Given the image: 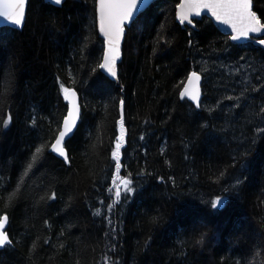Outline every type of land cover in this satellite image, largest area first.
Wrapping results in <instances>:
<instances>
[{
	"label": "trees",
	"instance_id": "16d2710c",
	"mask_svg": "<svg viewBox=\"0 0 264 264\" xmlns=\"http://www.w3.org/2000/svg\"><path fill=\"white\" fill-rule=\"evenodd\" d=\"M178 2L154 0L126 26L116 81L99 67L96 0H27L22 28L0 27V216L11 240L0 264H264V47L233 43L207 15L179 24ZM253 11L264 22V0ZM243 61L258 74L233 76ZM193 69L204 76L199 107L180 96ZM61 85L80 97L67 163L51 150L68 111ZM122 117L119 176L133 191L121 185L114 203Z\"/></svg>",
	"mask_w": 264,
	"mask_h": 264
},
{
	"label": "snow or ice",
	"instance_id": "6c2138e0",
	"mask_svg": "<svg viewBox=\"0 0 264 264\" xmlns=\"http://www.w3.org/2000/svg\"><path fill=\"white\" fill-rule=\"evenodd\" d=\"M56 5H61L64 0H52ZM98 4V18L100 25V32L106 38L108 51L104 55V62L99 65L100 68L105 69L111 76H116V61L120 53V40L124 33V26L130 22L134 15L140 10L142 6H147L148 0H97ZM26 0H0V18H5L10 21L12 25L19 27L22 26L25 18ZM206 10V13H205ZM202 13H210L216 21L228 25L232 32L231 36L233 41L241 39H249L250 34L264 35V22L261 21L259 16L252 10V0H181L178 5L176 13L177 19L181 24L187 22L193 23V17H199ZM264 45V39L257 41ZM200 75L192 72L188 77L187 85L181 91V99L187 97L196 103L199 107L200 89H199ZM61 91L64 98L71 105L68 116L64 119L63 129L59 132L55 143L51 145V150L58 153L59 156L68 159L64 142L65 138L69 136L73 128L76 126V121L80 115V107L76 101V93L61 85ZM123 105V102H121ZM10 117L3 121L6 127L10 123ZM121 134L117 139L112 158L116 161V175L113 179L115 186V201L118 202L121 197V185L126 192H132L130 187L131 181L119 176L121 163L120 154L121 148L124 143V122L123 117L120 120ZM45 146L37 147L32 156V161L35 162L44 152ZM32 163H29L28 169L32 168ZM27 173H25L26 175ZM119 181V183H117ZM15 192L10 194L9 200ZM223 206V200L217 197L211 202V208L219 210ZM110 208L112 205L109 206ZM8 222V217L0 216V247L11 244V240L4 230ZM107 264V262H106Z\"/></svg>",
	"mask_w": 264,
	"mask_h": 264
},
{
	"label": "water",
	"instance_id": "95a60500",
	"mask_svg": "<svg viewBox=\"0 0 264 264\" xmlns=\"http://www.w3.org/2000/svg\"><path fill=\"white\" fill-rule=\"evenodd\" d=\"M49 2H52V0H48ZM154 0H148V4H147V6L151 3V2H153ZM181 3V0H179V2H178V4H177V6H176V10H175V19H176V21L179 23V24H181L180 23V21L177 19V15H176V13H177V11H178V5ZM147 6H142L141 8H140V10L134 15V18L130 21V22H127L126 24H125V26H124V33H123V36H122V38H121V40H120V45H119V48L121 49V44H122V42H123V39H124V35H125V28H126V26H128V25H130L132 22H133V20L140 14V13H142L144 10H145V8L147 7ZM26 7H27V0H26ZM97 9H98V4H97V0H96V18H97V27H98V31H99V34L105 39V49H104V52L106 53L107 51H108V45H107V41H106V38L103 36V34L100 32V25H99V18H98V11H97ZM253 10V9H252ZM205 13H206V10H205ZM205 13H202V15H207L208 17H210L211 19H212V21L214 22V24L215 25H217L220 29H223V30H225L226 32H229V33H231L232 35L234 34L233 32H232V29L228 26V25H224V24H222V23H220V22H218V21H216L215 20V18L214 17H212L211 16V14L210 13H207V14H205ZM25 15H26V10H25ZM201 15V16H202ZM201 16H199V17H193V20L194 19H199ZM24 21H25V18H24ZM24 21H23V24H24ZM23 24H22V26H23ZM184 24H187V25H189V26H191V27H195V24H194V21H193V23L192 24H188L187 22H185ZM184 24H181V25H184ZM2 26H10V27H15V28H18V29H21L22 28V26H19V27H16V26H14V25H12L11 24V22L10 21H7L5 18H0V27H2ZM250 36H254V37H258V36H261V35H257V34H250ZM247 40H249V39H241V40H239V41H235V42H244V41H247ZM233 41V40H232ZM258 40H255L254 41V43L255 44H259V45H261L260 43H258L257 42ZM262 46H264V45H262ZM105 55V54H104ZM120 56H121V52L119 53V58L117 59V61H116V64L118 63V61L120 60ZM104 62V58H103V60H102V63ZM103 71L107 74V75H109L111 78H113V79H117V74H116V76L115 77H113V76H111L105 69H103ZM116 73H117V70H116ZM192 73V72H191ZM191 73H190V75H191ZM189 75V76H190ZM188 80V79H187ZM187 85V81H186V83H185V86ZM184 86V87H185ZM184 89V88H183ZM199 89H200V99H201V76H200V82H199ZM71 90H73L75 93H76V101H77V103H78V105H79V96H78V94H77V92L74 90V89H71ZM200 101V100H199ZM70 107H71V105L69 104V102H68V111H67V114H66V116H65V118L68 116V113H69V109H70ZM80 107V106H79ZM64 118V119H65ZM64 119H63V122H64ZM79 119V118H78ZM63 122H62V125H61V129H60V131L63 129ZM77 123H78V120L76 121V125H77ZM75 128H76V126L73 128V130H72V132L69 134V136H67L66 138H65V140L68 138V137H70L71 136V134L73 133V131L75 130ZM59 131V132H60ZM59 134V133H58ZM58 136V135H57ZM57 138V137H56ZM56 140V139H55ZM54 143H55V141H54ZM55 154L57 155V156H59L58 155V153H56L55 152ZM59 157H61V156H59ZM61 158H64V157H61ZM3 216H5V215H3ZM7 224H8V222H7ZM7 224L5 225V229L4 230H6V227H7ZM3 247H0V249H2Z\"/></svg>",
	"mask_w": 264,
	"mask_h": 264
},
{
	"label": "bare ground",
	"instance_id": "6f19581e",
	"mask_svg": "<svg viewBox=\"0 0 264 264\" xmlns=\"http://www.w3.org/2000/svg\"><path fill=\"white\" fill-rule=\"evenodd\" d=\"M252 9H253V0H252ZM217 26V25H216ZM218 27V26H217ZM98 28V27H97ZM219 28V27H218ZM220 29V28H219ZM220 30H222V31H224V32H226L225 30H223V29H220ZM98 33H99V31H98ZM227 33H229V32H227ZM230 34V39H231V36H232V34L231 33H229ZM100 35V34H99ZM101 36V35H100ZM263 36L264 35H261V36H258V37H254V36H250L251 38H249V40H247V41H251V42H253L254 43V41L255 40H260V39H264L263 38ZM102 37V36H101ZM103 38V37H102ZM103 40H104V49H105V39L103 38ZM231 41H232V39H231ZM233 43H243V41L242 42H235V41H232ZM244 42H246V41H244ZM255 44V43H254ZM257 45H259V44H257ZM262 46V45H261ZM262 47H264V46H262ZM120 52H121V56H120V60H121V57H122V44H121V49H120ZM104 54H105V52H104V50H103V54H102V59H101V63L100 64H102V60H103V58H104ZM120 60L118 61V63L120 62ZM118 63L116 64V70H117V65H118ZM100 70L102 71V73H104L105 75H107L104 71H103V69L102 68H100ZM191 72H196V73H198L200 76H201V99H200V101H199V105H201L202 104V100H203V88H202V86H203V82H202V80H203V78H204V76H203V74L201 73V72H199L198 70H195V69H193V70H191L190 72H189V74H188V77H189V75H190V73ZM110 79H113V78H111L109 75H107ZM188 77H187V79H188ZM187 79H186V81H187ZM113 80H117V79H113ZM186 81H185V83H186ZM185 83H184V85H183V87H182V89H181V91L183 90V88H184V86H185ZM75 90V89H74ZM76 91V90H75ZM181 91H180V93H181ZM77 92V91H76ZM77 94H78V92H77ZM78 96H79V94H78ZM186 99H188L187 97H185ZM79 99H80V97H79ZM190 100V99H189ZM195 106H196V103L195 102H193L192 100H190ZM6 114H7V112H6ZM5 114V115H6ZM80 116V115H79ZM65 118V117H64ZM78 121H79V119H78ZM63 122V121H62ZM78 124V123H77ZM61 125H62V123H61ZM77 126V125H76ZM60 129H61V126H60ZM60 131V130H59ZM59 133V132H58ZM58 133H57V135H58ZM72 135V134H71ZM57 137V136H56ZM56 139V138H55ZM55 141V140H54ZM54 141H53V143H54ZM54 154H55V152H54ZM56 155V154H55ZM57 156V155H56ZM59 157V156H58ZM61 158V157H60ZM62 159H64V158H62ZM65 160V159H64ZM65 162L67 163V160H65Z\"/></svg>",
	"mask_w": 264,
	"mask_h": 264
},
{
	"label": "rangeland",
	"instance_id": "374dc122",
	"mask_svg": "<svg viewBox=\"0 0 264 264\" xmlns=\"http://www.w3.org/2000/svg\"><path fill=\"white\" fill-rule=\"evenodd\" d=\"M202 17V16H201ZM200 17V18H201ZM199 18V19H200ZM194 20H197V19H194ZM193 20V21H194ZM233 69H234V71H232L231 73H234L235 72V74H233V76H235L237 73H241V74H243V76L245 77L246 75L247 76H249V77H251L252 75H257L258 73H256V72H258L256 69H255V67L252 65L251 67L247 64V62L246 61H243V62H241L239 65H237L236 67H233ZM238 69H240V71H238ZM243 77V78H244ZM227 79H229V83H228V85L229 86H232L233 84H239V82L237 81V79L236 78H233V77H230V76H228V78ZM205 84L207 85V82L205 81ZM215 85V84H214ZM216 86V85H215ZM220 103H226V104H228V103H230L227 99H220V101H219ZM236 103L237 102H235V99H234V104L236 105Z\"/></svg>",
	"mask_w": 264,
	"mask_h": 264
}]
</instances>
